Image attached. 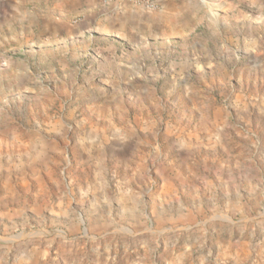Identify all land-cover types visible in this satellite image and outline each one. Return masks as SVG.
<instances>
[{
  "label": "rangeland",
  "instance_id": "374dc122",
  "mask_svg": "<svg viewBox=\"0 0 264 264\" xmlns=\"http://www.w3.org/2000/svg\"><path fill=\"white\" fill-rule=\"evenodd\" d=\"M122 1L0 0V264H264V0Z\"/></svg>",
  "mask_w": 264,
  "mask_h": 264
},
{
  "label": "crops",
  "instance_id": "0c3cea01",
  "mask_svg": "<svg viewBox=\"0 0 264 264\" xmlns=\"http://www.w3.org/2000/svg\"><path fill=\"white\" fill-rule=\"evenodd\" d=\"M127 2L128 0H123L120 3H115V5L113 6L114 8L112 9H110L109 7L106 9H100L98 11L92 10L91 13H89V15L87 14V16H93L95 13L96 14L100 13L101 15L109 14V16L106 18L110 22L108 27L110 30L111 29L114 30L120 27L122 29H126V30L130 29L132 31H135L145 11L138 9L136 8L137 6L134 5L135 6L134 7L132 3L130 4V2L129 3ZM126 4H130V6H126ZM161 5L162 8H165L166 5H168V0H161ZM123 6L125 7L123 8Z\"/></svg>",
  "mask_w": 264,
  "mask_h": 264
},
{
  "label": "built area",
  "instance_id": "2783aa9c",
  "mask_svg": "<svg viewBox=\"0 0 264 264\" xmlns=\"http://www.w3.org/2000/svg\"><path fill=\"white\" fill-rule=\"evenodd\" d=\"M106 2H118L120 0H105ZM132 3L139 4L148 10H158L161 6V0H129Z\"/></svg>",
  "mask_w": 264,
  "mask_h": 264
}]
</instances>
